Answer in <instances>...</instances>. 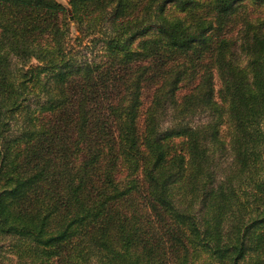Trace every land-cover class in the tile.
Instances as JSON below:
<instances>
[{"label": "trees", "instance_id": "16d2710c", "mask_svg": "<svg viewBox=\"0 0 264 264\" xmlns=\"http://www.w3.org/2000/svg\"><path fill=\"white\" fill-rule=\"evenodd\" d=\"M0 241L264 264V0H0Z\"/></svg>", "mask_w": 264, "mask_h": 264}, {"label": "rangeland", "instance_id": "374dc122", "mask_svg": "<svg viewBox=\"0 0 264 264\" xmlns=\"http://www.w3.org/2000/svg\"><path fill=\"white\" fill-rule=\"evenodd\" d=\"M58 1L63 3V4H66L67 0H58ZM247 9H248V12H250L252 14H255L259 11V9L255 5H252L249 2L247 4ZM69 20H72V14L71 13L69 14ZM236 29H237V26L231 27V30H232L231 34L232 35H235ZM77 35H78V33L74 30V27L71 26V33H70V36L68 38L69 44L67 46V49L69 47H71L72 52L77 53L78 54L77 57H80L81 53H83L85 51L89 52V48L84 47L85 41L80 43V44H78L77 42L74 41V38ZM99 46H101L100 41L97 42V44L94 46V53H99V56L96 58V60H98V61L101 59V55H102V53L98 51ZM239 59L243 60V57L240 56ZM240 62L242 64H244V61H240ZM219 85H220L219 80L215 76V90H217L219 88ZM0 264H17L16 257L13 253V248L11 247L10 244H8L7 241H3V242L0 241Z\"/></svg>", "mask_w": 264, "mask_h": 264}]
</instances>
